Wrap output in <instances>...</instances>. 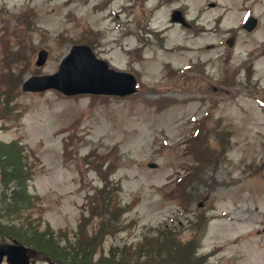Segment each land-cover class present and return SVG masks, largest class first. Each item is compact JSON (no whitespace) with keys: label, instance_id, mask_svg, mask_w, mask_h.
Segmentation results:
<instances>
[{"label":"rangeland","instance_id":"1","mask_svg":"<svg viewBox=\"0 0 264 264\" xmlns=\"http://www.w3.org/2000/svg\"><path fill=\"white\" fill-rule=\"evenodd\" d=\"M80 43L137 90L21 91ZM11 155L34 174L18 227L61 253L34 264H264V0H0ZM101 224L107 234L84 241Z\"/></svg>","mask_w":264,"mask_h":264},{"label":"water","instance_id":"2","mask_svg":"<svg viewBox=\"0 0 264 264\" xmlns=\"http://www.w3.org/2000/svg\"><path fill=\"white\" fill-rule=\"evenodd\" d=\"M255 18H248L243 27L250 31ZM46 51L40 50L35 64L42 65ZM54 88L65 95L79 93L126 95L135 91V79L126 72L109 69L105 61L97 59L86 45H74L52 75L32 76L22 84L23 91H43ZM152 165V164H151ZM29 249L14 241L0 243V264H29Z\"/></svg>","mask_w":264,"mask_h":264},{"label":"trees","instance_id":"3","mask_svg":"<svg viewBox=\"0 0 264 264\" xmlns=\"http://www.w3.org/2000/svg\"><path fill=\"white\" fill-rule=\"evenodd\" d=\"M13 159L14 161L7 156L0 157V239L2 241L8 238L16 239L26 245L37 248L38 250L42 249L41 251L49 255L52 259L57 258L61 260V253L59 254L56 249L51 248L49 245L51 241H47V243H45L42 235L39 237L36 232L32 233L30 230V234H27L25 233L27 229H20L18 227L19 214H16V210L19 209V206L26 205V202H29V197L25 191V187L26 182L31 178L33 172L32 168L25 164V162H20L15 157H13ZM97 209L99 210V208ZM97 209L95 206L90 207V210L94 211L95 213ZM107 230L110 229L101 224L92 235L86 236L84 241L88 239L101 240L102 237L107 234ZM161 235L163 236H161L159 243L162 246H165L163 245V241L168 240V235L166 232L162 233ZM178 245L183 244H177L174 246L178 247L179 251L182 253V256L185 257L182 260V263H185L186 258L190 257V253L192 251L184 250ZM89 246L91 247L89 243L85 245V247ZM92 248L94 249V246ZM67 258L66 260L70 261V258ZM190 259V264H194L195 261L200 260L194 258L193 255ZM179 263L180 262L178 261V264ZM72 264L76 263L73 262ZM173 264L177 263L173 262Z\"/></svg>","mask_w":264,"mask_h":264}]
</instances>
